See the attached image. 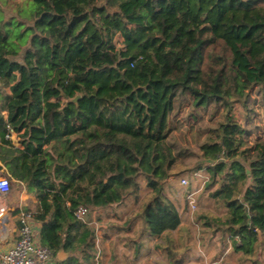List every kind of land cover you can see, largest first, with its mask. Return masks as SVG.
I'll use <instances>...</instances> for the list:
<instances>
[{
	"label": "trees",
	"instance_id": "obj_1",
	"mask_svg": "<svg viewBox=\"0 0 264 264\" xmlns=\"http://www.w3.org/2000/svg\"><path fill=\"white\" fill-rule=\"evenodd\" d=\"M19 9L6 20L0 7V161L39 200L33 217L55 264L90 263L97 237L87 217L138 201L141 178L150 192L125 228L140 219L136 250L147 234L183 263L170 247L182 218L163 186L183 158L170 140L181 98L225 111L191 170L207 171L205 188L225 212L198 219L260 257L264 138L248 146L233 111L264 89V0H25Z\"/></svg>",
	"mask_w": 264,
	"mask_h": 264
},
{
	"label": "rangeland",
	"instance_id": "obj_2",
	"mask_svg": "<svg viewBox=\"0 0 264 264\" xmlns=\"http://www.w3.org/2000/svg\"><path fill=\"white\" fill-rule=\"evenodd\" d=\"M24 3L25 0H0V7L6 20L11 17L20 19L18 11ZM119 43V41L116 42L117 45ZM193 102V98L177 100L175 110L171 116L170 140L177 145V152L183 153V158H178L179 161L175 171L180 174L171 175L169 179L163 182L164 194L177 205L182 218L181 228L171 234L170 247H172L174 259H183L182 264H204L212 261L225 264L229 254L234 250L232 239L227 235L223 240L219 234H211L209 230L201 225L198 219L201 213L211 212L222 216L225 210L216 208L214 200L210 197V190L205 188V184L209 179L207 171L197 173L191 171L198 165L201 157V145L209 137H216L215 129L225 121V111L216 102L213 104L208 103L210 106L204 109H197ZM233 116L246 130L248 146L252 147L259 138H264V89H253L247 107L237 104ZM185 156L187 157L185 158ZM184 178L188 180L186 185L182 184ZM140 182L142 188L140 199L138 201L135 198L131 199L129 207L132 210H130V213H128L129 210L126 212L128 213L126 215L127 225L131 220V215L138 208V202H141V200L142 202L147 201L145 197L150 192L146 180L141 178ZM99 218L100 216L97 215L98 228L103 235L100 243L97 244L99 248L104 246L106 249L111 248L113 251L115 249L125 250L129 255V264H177L169 258L166 250L168 243L165 239L153 238L148 240L143 238L141 241L145 245L141 246L139 252H136L135 243L139 239L142 225L140 219L133 224L136 231H133L130 236H121L114 231L109 232L110 228H117L114 219H109L107 214L102 216L103 220H98ZM117 225L122 226L118 223ZM106 235H109V240ZM124 237L130 238L129 241L128 238L124 239ZM124 241L128 243L126 246ZM108 244L111 246H108ZM158 245L160 247H157ZM96 250L97 253L95 252L92 261L94 264L101 262L98 248ZM120 258L122 257L120 256Z\"/></svg>",
	"mask_w": 264,
	"mask_h": 264
},
{
	"label": "crops",
	"instance_id": "obj_3",
	"mask_svg": "<svg viewBox=\"0 0 264 264\" xmlns=\"http://www.w3.org/2000/svg\"><path fill=\"white\" fill-rule=\"evenodd\" d=\"M4 118L5 120H7L8 118L7 112H4ZM11 135L14 136L13 142L15 146L17 148L23 149L22 145L18 142L19 140L17 139V136H16L17 134L12 133ZM0 172L10 178L6 168L4 167L1 161H0ZM10 180L12 183L11 192L9 196L3 202L5 212H4V217L0 219V255L5 254L9 250L11 245L18 239L20 228H21V223H20L21 213L22 212L34 213L39 203V200L35 196L30 195L27 192L26 186L23 183L17 182L13 178H10ZM130 201L131 199L127 200V202L121 206L110 207L108 209L94 211L91 213V215H89V217H87L86 220L88 224L92 226L96 231V237H97L96 247L98 248V252L100 253L99 259H101V262H99L98 264H129L130 263V261H128L129 255L127 254L125 250L122 251L119 249L117 250L115 249L113 251L111 248L106 249L104 246L102 248H99V246H97V244H99L101 241V237L103 236L98 228L97 215L100 216L98 220H101L102 216L106 214L108 215L109 219L115 220L114 224L117 226V228H110L109 232L114 231L120 234L121 236H124V235L130 236L133 231H136L134 227L125 228V225H127V221H128L126 218V215L131 212L130 210H132L129 207ZM128 210L129 212L126 213ZM116 221H119V222H116ZM33 222H34L33 226L36 232V236L37 238H40L39 236H40L41 225L38 222H36L35 219L33 220ZM117 223L122 226L117 225ZM106 234H110V233H106ZM106 237L109 240V235H106ZM127 238L128 237H124V239H127ZM143 238L152 240L154 237H151L145 234L144 236H142V239ZM129 239L130 238H128V241ZM261 239L264 241V236ZM125 242L126 241H124V244L126 246V244L128 243L127 242L125 243ZM143 245L145 244L142 242L141 246ZM108 246H111V245L108 244ZM233 249H234V246H233ZM96 253H97V250H96ZM120 256L123 259L120 258ZM69 257H70V253L66 252V258H64V260H59V259L58 260L63 262L67 260ZM92 261L90 263L85 262L84 264H94ZM225 264H264V245H263L262 255L260 257L256 256L255 258L247 257L242 252H237L234 249L229 254V258L227 259Z\"/></svg>",
	"mask_w": 264,
	"mask_h": 264
},
{
	"label": "built area",
	"instance_id": "obj_4",
	"mask_svg": "<svg viewBox=\"0 0 264 264\" xmlns=\"http://www.w3.org/2000/svg\"><path fill=\"white\" fill-rule=\"evenodd\" d=\"M8 138L14 141L13 135L8 136ZM182 184H188V180L182 179ZM11 186L10 178L0 172V219L4 217L5 208L3 202L9 196ZM193 209L195 208L193 207ZM87 214V209H81L77 217L80 220H84ZM33 220V213H21L19 237L5 254L0 255V264H55V258L51 251L43 246L40 239L37 238ZM204 264L218 263L206 262Z\"/></svg>",
	"mask_w": 264,
	"mask_h": 264
},
{
	"label": "water",
	"instance_id": "obj_5",
	"mask_svg": "<svg viewBox=\"0 0 264 264\" xmlns=\"http://www.w3.org/2000/svg\"><path fill=\"white\" fill-rule=\"evenodd\" d=\"M79 98H80V96L76 97L75 99H68L67 104H69L71 102L72 103H77ZM259 234H260V232H259ZM64 258H66V252L64 250H61L59 252V254H58V259L59 260H64Z\"/></svg>",
	"mask_w": 264,
	"mask_h": 264
}]
</instances>
